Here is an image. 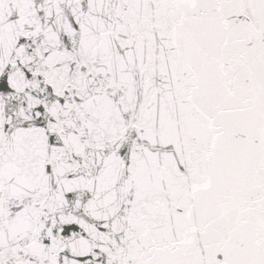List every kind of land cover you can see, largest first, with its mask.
<instances>
[{"label": "snow or ice", "instance_id": "6c2138e0", "mask_svg": "<svg viewBox=\"0 0 264 264\" xmlns=\"http://www.w3.org/2000/svg\"><path fill=\"white\" fill-rule=\"evenodd\" d=\"M0 264H264V0H0Z\"/></svg>", "mask_w": 264, "mask_h": 264}]
</instances>
